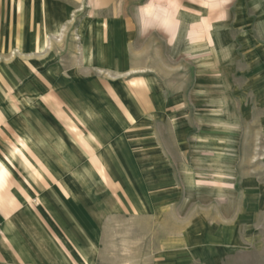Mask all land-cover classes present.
Segmentation results:
<instances>
[{
  "label": "rangeland",
  "instance_id": "374dc122",
  "mask_svg": "<svg viewBox=\"0 0 264 264\" xmlns=\"http://www.w3.org/2000/svg\"><path fill=\"white\" fill-rule=\"evenodd\" d=\"M216 1L80 0L70 20L49 32L45 55L56 54L50 64L77 63L102 77L101 84L112 82L108 102L127 130L97 151L107 161V179L88 178L102 170L89 157L83 166L54 167L66 182L46 184L45 168L22 145L0 141L13 171L42 181L40 207L61 225L58 211L68 209L73 227L79 224L86 241L98 243L104 263L264 264V0ZM13 2L19 0H0V66L19 55L1 48L21 33ZM151 3L171 17L175 32L156 25ZM118 14H129L134 30L125 43L110 40L104 49L119 62L127 52L135 69L86 70L81 30L98 20L112 24ZM156 85L161 89L153 93L148 86ZM161 102L167 107L157 114L153 105ZM68 131L73 138L76 129ZM15 145L33 168L14 159ZM51 146L48 154L62 163L60 145ZM68 154L71 163L79 160ZM83 172L88 179L74 175ZM54 185L62 186L61 193H50ZM74 233L72 228L73 247Z\"/></svg>",
  "mask_w": 264,
  "mask_h": 264
},
{
  "label": "crops",
  "instance_id": "0c3cea01",
  "mask_svg": "<svg viewBox=\"0 0 264 264\" xmlns=\"http://www.w3.org/2000/svg\"><path fill=\"white\" fill-rule=\"evenodd\" d=\"M79 2L80 0H19L11 3L14 6L11 7V12L14 11L18 16L14 24L17 20V25H21V33L18 32L1 44L8 55L9 52H19V55L17 58L7 56L5 63L0 66V141L6 146L8 140L12 139L19 146L22 145L24 152L35 162L39 161L37 165L40 168H45L47 175L43 182L50 185L66 182L63 178L66 175L56 174L54 167L83 166L89 157L91 163L101 165L102 170L98 175L96 172L90 173L94 176L88 178L92 181L107 179L102 167L107 161L97 151L102 147L106 148V143L115 140V136H123L127 130L125 123L116 119L115 107L108 102L114 93L110 91L112 82H107L109 85L105 83L107 86L101 84L102 77L92 76V72L85 73L77 63L71 68H66L59 62L50 64L48 59L53 61L56 54H50L49 57L45 55L49 32L59 31L63 23L70 20L73 7ZM151 7H154V17L158 15L155 17L156 25H161L165 31L174 32L171 17L157 9L156 4L151 3ZM127 15H116L114 19L117 20L112 24L101 20L94 24L88 23L81 30V55L86 70L98 66L103 71L119 64H124L126 71L135 69V63L130 60L127 52L119 62L112 60L114 56L111 50L104 49L110 40L115 45L125 43L123 41L126 34L134 30L130 26L133 21ZM161 16L167 17L163 21ZM96 18L90 17L89 22ZM119 69L122 70V66ZM36 72L38 75H35ZM148 88L153 93L158 88L161 89L159 85ZM165 104L161 102L157 106L153 105L154 112L162 113L158 108L167 107ZM144 109L147 110L144 107L143 111ZM141 114L142 110L140 118ZM173 122L175 124V120ZM69 126L76 129L73 138L67 137ZM63 127L66 128L65 131ZM54 142L60 145L62 163L48 154ZM124 143L121 142L122 145ZM109 145L111 148L115 146ZM13 150L14 159H22L28 167L33 168L22 149L15 145ZM69 150L77 154L78 161L70 162ZM159 172H166L165 175L170 176L169 169ZM36 174L40 175V172L36 171ZM74 175L88 179L86 172ZM37 179L34 177L26 181L20 177L13 171L0 149V264H108L100 261L98 243L86 241L83 227L79 224L73 227V216L67 212L68 209L58 211L64 222L61 225L55 221L54 214L40 207L42 187L38 184H42V181ZM143 187L142 184V190ZM61 189V185H54L50 193L57 195L61 193ZM97 190L98 188L94 190L96 196L99 195ZM66 226L77 231L74 233L77 246L73 247L71 229L67 232Z\"/></svg>",
  "mask_w": 264,
  "mask_h": 264
},
{
  "label": "bare ground",
  "instance_id": "6f19581e",
  "mask_svg": "<svg viewBox=\"0 0 264 264\" xmlns=\"http://www.w3.org/2000/svg\"><path fill=\"white\" fill-rule=\"evenodd\" d=\"M158 15H156L155 17H157ZM146 17H147V23H149L150 24V22H153L152 20H150V19H153V16H150V13L148 14V15H146ZM165 18H166V16H164V17H162L161 16V19L164 21L165 20ZM154 20V19H153ZM171 26H172V28L174 29V32L177 30V28L176 27H174V25H173V23H171Z\"/></svg>",
  "mask_w": 264,
  "mask_h": 264
}]
</instances>
